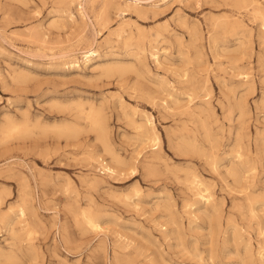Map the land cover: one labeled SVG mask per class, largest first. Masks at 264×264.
<instances>
[{"label":"rangeland","instance_id":"1","mask_svg":"<svg viewBox=\"0 0 264 264\" xmlns=\"http://www.w3.org/2000/svg\"><path fill=\"white\" fill-rule=\"evenodd\" d=\"M238 1L0 0V129L30 127L0 144V264H264V0Z\"/></svg>","mask_w":264,"mask_h":264},{"label":"bare ground","instance_id":"2","mask_svg":"<svg viewBox=\"0 0 264 264\" xmlns=\"http://www.w3.org/2000/svg\"><path fill=\"white\" fill-rule=\"evenodd\" d=\"M62 1V0H61ZM68 4H69V6L72 8L73 6H75V3L77 2V4L78 5H80L79 6V10H78V12H79V15H80V17H81V19L83 20V21H87V19H89L90 18V16H89V10H90V7L92 6V4H93V0H65ZM119 1V0H118ZM137 1V0H136ZM238 1V0H237ZM63 2H64V0H63ZM79 2V3H78ZM105 2V1H104ZM133 2H134V0H133ZM132 2V3H133ZM236 2V1H235ZM238 2H240V1H238ZM134 3H137V2H134ZM241 3V2H240ZM248 3V2H247ZM131 4V3H130ZM237 4V3H236ZM250 4V3H249ZM256 4V3H255ZM110 5V4H109ZM120 5V4H119ZM126 5V4H125ZM239 5V4H238ZM242 5V4H241ZM246 5V4H245ZM248 5V4H247ZM253 5H254V3H253ZM127 6H128V4H127ZM131 6V5H130ZM129 6V7H130ZM134 5L132 4V7H133ZM249 6H251V5H249ZM257 6V5H256ZM105 7V6H104ZM116 7H117V5H116ZM136 7V6H135ZM137 7H139V6H137ZM142 7V6H141ZM246 7V6H245ZM254 8H255V6H253ZM253 8V9H254ZM149 9V8H148ZM256 9V8H255ZM261 10V9H260ZM102 11H103V9H102ZM258 11V10H257ZM105 11H103V13H104ZM260 13V12H259ZM103 16V15H102ZM227 16V15H226ZM70 17H71V19H73V16L72 15H70ZM104 17V16H103ZM103 17H102V19H103ZM105 17H106V15H105ZM263 18H264V14H263ZM235 19V18H234ZM68 20V19H67ZM220 20V19H219ZM101 21V20H100ZM106 23L105 24H108L110 21H108V23H107V21L106 20H104ZM213 21V20H212ZM235 21H236V19H235ZM129 22V21H128ZM220 22V21H219ZM224 24V23H223ZM210 26V25H209ZM262 27H264V23H263V26ZM223 28H224V26H223ZM219 29V28H218ZM239 29V28H238ZM77 32V31H76ZM116 33V32H115ZM198 34V33H197ZM263 34H264V31H263ZM244 35V34H243ZM130 36V35H129ZM129 36H127V38L129 37ZM197 36V35H196ZM251 36V35H250ZM22 37V36H21ZM38 37V36H37ZM36 37V38H37ZM72 37H73V35H72ZM130 37H132V36H130ZM263 37H264V35H263ZM129 39V38H128ZM144 39V38H143ZM263 40V39H262ZM128 41V40H127ZM242 41H244V40H242ZM26 42H27V40H26ZM124 42V41H123ZM45 43V42H44ZM249 43H250V41H249ZM263 43H264V41H263ZM95 44V43H94ZM94 47V46H93ZM52 48V47H51ZM99 50H94V49H89V50H87V51H84V52H82L81 54L82 55H84V57H83V59H85V61H83L84 63H86V64H89L92 60H94L95 58H97L98 56H99V52H98ZM80 52V51H79ZM133 53V52H132ZM237 53H238V51H237ZM240 53V52H239ZM241 54V53H240ZM261 54V53H260ZM262 55V54H261ZM45 57V56H44ZM258 58H259V56H258ZM261 58V57H260ZM78 61H79V59H78ZM159 62V61H158ZM157 62V63H158ZM74 63H76V61L74 62ZM236 63V62H235ZM200 64V63H199ZM237 64H238V61H237ZM75 66V65H74ZM133 66V65H132ZM110 67V66H109ZM124 67V66H123ZM135 67V66H134ZM133 67V68H134ZM100 68V67H99ZM110 68H112V67H110ZM92 69V68H91ZM124 69V68H123ZM135 69V68H134ZM108 70H111V69H108ZM125 70V69H124ZM112 71V70H111ZM134 71V70H133ZM132 71V72H133ZM103 72V71H102ZM135 72H136V70H135ZM188 73V72H187ZM244 73V72H243ZM109 74V73H108ZM120 74H122V73H120ZM137 74V73H136ZM181 74H183V73H181ZM110 75H111V73H110ZM137 75H139V74H137ZM179 75H180V73H179ZM189 75V74H188ZM239 75H240V72H239ZM243 75V74H242ZM204 77V76H203ZM238 77V76H237ZM139 78H140V75H139ZM192 78H193V76H192ZM141 79H142V77H141ZM190 79V78H189ZM93 80V79H92ZM144 80V79H143ZM187 80V79H186ZM180 81V80H179ZM185 81V80H184ZM189 80H187V81H185L186 83L188 82ZM161 82V81H160ZM191 81H189V83H190ZM148 83V82H147ZM185 83V84H186ZM193 83V82H192ZM192 83H191V85H192ZM166 84V83H165ZM157 85V84H156ZM183 85V84H182ZM185 86V85H184ZM167 88V87H166ZM184 88V87H183ZM195 88V87H194ZM155 89H159V86H158V88L156 87ZM176 89V88H175ZM167 90V89H166ZM187 91V90H186ZM244 91V90H243ZM188 92H190V91H188ZM197 92V91H196ZM246 93H247V90H246ZM194 94V93H193ZM243 94V93H242ZM165 95V94H164ZM195 95H197V93H195ZM239 95V94H238ZM264 95V94H263ZM242 96V95H241ZM159 97V96H158ZM196 97V96H195ZM161 98V97H160ZM196 99V98H195ZM192 100H193V96H192ZM235 100V99H234ZM88 101V100H87ZM160 101V100H159ZM162 102V101H161ZM179 102V101H178ZM238 102V101H237ZM263 102V101H262ZM83 103V102H82ZM164 103V102H163ZM171 103H172V100H171ZM162 104V103H161ZM160 104V105H161ZM174 104V103H173ZM242 104H244V103H242ZM81 105V104H80ZM163 105V104H162ZM62 106V105H61ZM69 106V105H68ZM177 106V105H176ZM175 106V107H176ZM100 107V106H99ZM166 107V106H165ZM181 107V106H180ZM236 107V106H235ZM101 108V107H100ZM198 108V107H197ZM203 108V107H202ZM242 108V107H241ZM80 109V108H79ZM82 109V108H81ZM81 109H80V111H81ZM85 109V108H84ZM92 109H93V106H92ZM166 109V108H165ZM168 109V108H167ZM199 109V108H198ZM91 110V109H90ZM191 110V109H190ZM202 110V109H201ZM246 110V109H245ZM70 111V110H69ZM72 111H77V110H72ZM71 111V112H72ZM88 111V110H87ZM101 111V112H100ZM99 112L98 111H94V110H91L90 111V113H88L87 114V120L90 122V127H92V128H89V130L91 129H93L94 130V132H96L97 133V137H98V140L100 141V143H101V146H102V148H103V150H104V152L110 157L109 159H110V161H109V163L108 162H106V163H104L103 162V160L102 159H100V157L99 156H96V155H94V154H92V155H90L88 158H90V160H92L93 162H95V163H100V162H103V164L105 165V167H103L104 168V170L110 175V176H115V175H121L122 173H123V170L125 169V168H129L130 167V162H128V160L127 161H125V160H123L121 157H120V154L118 155L115 151H114V149H113V146H112V144L110 143V140H109V137H108V130H107V126H106V124L104 123V121H103V118H101V114H102V110H100ZM192 111V110H191ZM196 111V110H195ZM243 111L244 110H242V113H240V118L242 119V114H243V116H244V113H243ZM89 112V111H88ZM186 112H187V109H186ZM193 112V111H192ZM202 112H204V110L202 111ZM85 113V112H84ZM83 113V114H84ZM101 113V114H100ZM104 113V112H103ZM191 113V112H190ZM145 114V113H144ZM203 115L204 114H207L206 112L205 113H202ZM194 115H195V113H193V117H194ZM78 116L80 117V115L78 114ZM77 116V117H78ZM173 116V115H172ZM206 116V115H205ZM83 117V116H82ZM82 117H80V118H82ZM196 117H198L197 116V114H196ZM83 118H85V117H83ZM240 119V120H241ZM9 121V120H8ZM7 121V122H8ZM24 121H26V120H24ZM80 121V120H79ZM29 122V121H28ZM131 122H132V124H133V122L134 121H132V118H131ZM130 122V123H131ZM39 123V122H38ZM25 124V123H24ZM28 124H31V123H28ZM36 124H37V122H36ZM135 124V127H136V129L137 130H139L140 131V135L143 137V138H145V140H146V142H148V143H150L151 144V146H152V148H153V150H154V152H161V150H162V145H163V143H162V140H161V138H160V136H159V134L157 133V131L155 130V128H154V125H153V122H152V120H150V119H145V122L143 123V124H141V125H138L137 123H134ZM65 126V125H64ZM74 126V125H73ZM43 127V126H42ZM52 127V126H51ZM60 127V126H59ZM203 127V126H202ZM29 129H30V127H28ZM28 128L27 127H25V126H20V125H17V124H15V123H13V122H9L6 126H4V127H2L1 129H0V144H1V142L4 140V139H8V138H12V137H14L15 135H19V134H22V133H24V132H26L27 130H28ZM36 128V127H35ZM40 128V127H39ZM46 128V127H45ZM55 128H56V126H55ZM213 128V127H212ZM33 129V128H32ZM44 129V128H43ZM48 129H49V127H48ZM52 129V128H51ZM50 129V130H51ZM54 129V128H53ZM78 129V128H77ZM184 129V128H183ZM202 129V128H201ZM208 128H206V130H207ZM56 130H57V132H55V133H58V131H62V132H64V133H68V134H72V135H75V133H76V135H77V130H76V128H73V127H69V126H67L66 125V127H63L62 126V128H56ZM33 131V130H32ZM40 131V130H39ZM41 131H42V128H41ZM44 131H45V129H44ZM87 131V130H86ZM213 131V130H212ZM209 132H211L210 131V129H209ZM214 132V131H213ZM27 133V132H26ZM25 133V134H26ZM41 133V132H40ZM182 133V132H181ZM239 133V132H238ZM28 134H29V131H28ZM36 134H37V132H36ZM58 134H56V136H57ZM61 135V134H60ZM64 135V134H63ZM67 136H69V135H67ZM239 136V135H238ZM76 137V136H75ZM210 138V137H209ZM14 139V138H13ZM241 138H239V140H240ZM189 140V139H188ZM209 140V139H208ZM207 140V141H208ZM97 141V140H96ZM135 142H136V140H135ZM209 142V141H208ZM211 142H213L214 143V141L212 140ZM5 143V142H4ZM215 143H217V142H215ZM176 145V144H175ZM212 145V144H211ZM215 145V147H214V149H212V150H215V148H217V145L216 144H214ZM144 146H146V145H144ZM244 147V146H243ZM242 150H243V148H242ZM211 151V150H210ZM200 152V151H199ZM216 152V151H215ZM215 152H213V153H215ZM220 152V151H219ZM242 152V151H241ZM253 152V151H252ZM190 153V152H189ZM198 153V152H197ZM205 153V152H204ZM236 153V152H235ZM90 154V153H89ZM213 155H215V154H213ZM207 157V156H206ZM209 157V156H208ZM242 158V157H241ZM244 158V157H243ZM135 159V158H134ZM253 159V158H252ZM212 160V159H211ZM208 161V160H207ZM229 161V160H228ZM212 162L213 161H211V164H212ZM209 163V162H208ZM230 163H231V161H230ZM145 164V163H144ZM253 166V165H252ZM133 167V166H132ZM214 167V166H213ZM233 168H232V170H231V174L234 176V177H236L235 179H240V172H239V170H238V168H237V166H232ZM226 169H229V168H226ZM213 170H214V168H213ZM254 170V169H253ZM133 171H134V169H133ZM250 172V171H249ZM252 172V171H251ZM153 173H155V172H153ZM254 174V173H253ZM228 176H230V175H228ZM197 178V177H196ZM254 178V177H253ZM242 179V178H241ZM200 181H201V179H200ZM200 181H198L197 179H194V181L193 182H191L192 183V187L191 188H193L196 192H197V194L198 195H201V197H203V198H206V200H207V202H209L210 201V199H211V195H203L202 196V194H204L205 192H206V190H203L201 187H202V183L200 182ZM243 181V180H242ZM237 182V181H236ZM244 182V181H243ZM233 183V182H232ZM240 183H241V181H240ZM237 184H238V182H237ZM189 185V184H188ZM243 185V184H242ZM191 186V185H190ZM242 187V186H241ZM240 187V188H241ZM245 187V186H244ZM255 188V187H254ZM253 188V189H254ZM193 189H192V193H193ZM250 190V189H249ZM249 190H248V192H249ZM246 192H247V190H246ZM254 193V192H253ZM206 194V193H205ZM214 195V194H213ZM242 195V194H241ZM264 197V196H263ZM255 198H256V196H255ZM254 198V199H255ZM259 198V197H258ZM261 198V197H260ZM246 199V198H245ZM244 201V200H243ZM198 202V201H197ZM206 202V203H207ZM211 203H213L212 201H210ZM250 203H251V201H250ZM75 204V203H74ZM205 204V203H204ZM206 205V204H205ZM213 205V204H212ZM212 205H211V207H212ZM215 205V204H214ZM236 205V204H235ZM204 206V205H203ZM77 208V207H76ZM75 208V209H76ZM158 208V207H157ZM214 208V207H213ZM239 208H240V206H239ZM159 209V208H158ZM220 209V208H219ZM222 209V208H221ZM243 209V208H242ZM204 210V209H203ZM251 210H252V206H251ZM72 211V210H71ZM218 211V210H217ZM253 211V210H252ZM198 212V211H197ZM219 212V211H218ZM254 213V212H253ZM20 214H21V218L22 217H25V211L24 210H21V212H20ZM222 214V213H221ZM78 215V214H77ZM94 215V214H93ZM93 215H92V213H91V215L90 214H88V215H85L84 216V219H85V224L86 225H88L89 227H91V228H93V229H97L99 226L97 225V223H96V221L94 220V218H93ZM219 215V214H218ZM34 218V217H33ZM75 218V217H74ZM245 218V217H244ZM12 219V218H11ZM23 219V218H22ZM231 219V218H230ZM251 219V218H250ZM210 220V219H209ZM77 221V220H76ZM235 221V220H234ZM14 223V222H13ZM26 223V222H25ZM14 225V224H13ZM29 227V226H28ZM210 227H212V226H210ZM11 228H13V227H11ZM100 228V227H99ZM258 228H260V227H258ZM212 229H213V227H212ZM19 230V229H18ZM29 230V229H28ZM30 231V230H29ZM33 231V230H32ZM13 233H14V230L12 231ZM260 233H261V231H259ZM264 232V231H263ZM29 233V232H28ZM259 233V234H260ZM263 235V234H262ZM15 236V235H14ZM27 236V235H26ZM257 236V235H256ZM264 236V235H263ZM66 241V240H65ZM264 241V240H263ZM251 248V247H250ZM34 249H36V248H34ZM252 250V249H251ZM8 253V252H7ZM14 253V252H13ZM15 254V253H14ZM254 254V253H253ZM258 254V253H257ZM4 255V254H3ZM16 255V254H15ZM8 256V255H7ZM253 256V255H252ZM258 256V255H257ZM6 258V257H5ZM8 258V257H7ZM14 258V257H13ZM262 258H263V256H262ZM2 259V258H1ZM9 259H11V257L9 258ZM254 258H252V260H253ZM119 260V259H118ZM115 261V260H114ZM256 261V260H255ZM262 262H263V260H262ZM256 263V262H255Z\"/></svg>","mask_w":264,"mask_h":264}]
</instances>
